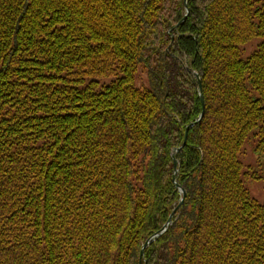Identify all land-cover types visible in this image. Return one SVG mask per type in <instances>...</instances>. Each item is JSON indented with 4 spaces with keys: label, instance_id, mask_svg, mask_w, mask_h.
<instances>
[{
    "label": "trees",
    "instance_id": "16d2710c",
    "mask_svg": "<svg viewBox=\"0 0 264 264\" xmlns=\"http://www.w3.org/2000/svg\"><path fill=\"white\" fill-rule=\"evenodd\" d=\"M249 136L264 0H0V264H264Z\"/></svg>",
    "mask_w": 264,
    "mask_h": 264
},
{
    "label": "rangeland",
    "instance_id": "374dc122",
    "mask_svg": "<svg viewBox=\"0 0 264 264\" xmlns=\"http://www.w3.org/2000/svg\"><path fill=\"white\" fill-rule=\"evenodd\" d=\"M260 38H255L240 47V57L246 59L255 49ZM256 142L249 136L243 142L241 152L238 155L239 161L243 164L242 180L250 195L259 202L264 201V174L261 166L258 165L260 155L255 150ZM256 172L258 178H253L252 173ZM247 173V175H245Z\"/></svg>",
    "mask_w": 264,
    "mask_h": 264
},
{
    "label": "water",
    "instance_id": "95a60500",
    "mask_svg": "<svg viewBox=\"0 0 264 264\" xmlns=\"http://www.w3.org/2000/svg\"><path fill=\"white\" fill-rule=\"evenodd\" d=\"M184 2H185V4H186V0H184ZM196 76H198V75H196ZM198 87H200V85H198ZM200 99H201V102H202V106H203V108H204V102H203V97H202V95H200ZM202 116H203V112H201V114L199 115V118L197 119V121L192 122V123H190L189 125H187V127H186V129H185V138H184L183 143L186 142L188 130H189L192 126H194L195 123L198 122V121L201 119ZM179 149H180V148H176L174 151H178ZM176 165H177V161L174 160V167H176ZM173 181H174V183H175V186H176L177 190L181 193V198H180V200H179V203H178V205L172 210V212L169 214V216H168V218H167V221H166V223L163 225V227H162V228H161L156 234L152 235L151 237H149V238L144 242V244L142 245L141 250H140V256H141V257H142L143 254H144V248H146V246L150 243V241H151L152 239H154L155 237H157V236H158L159 234H161L162 232H164V231L169 227V225H170L171 222H172V217H173V215H174L176 209H177L178 207H180V205H182V203H183V201H184L185 191H184V188H182V187L177 183V181H176V175H175V174L173 175ZM140 262H141V258H140V260H139V264H140Z\"/></svg>",
    "mask_w": 264,
    "mask_h": 264
}]
</instances>
